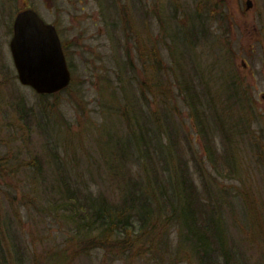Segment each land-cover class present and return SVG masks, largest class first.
I'll list each match as a JSON object with an SVG mask.
<instances>
[{
  "label": "trees",
  "instance_id": "1",
  "mask_svg": "<svg viewBox=\"0 0 264 264\" xmlns=\"http://www.w3.org/2000/svg\"><path fill=\"white\" fill-rule=\"evenodd\" d=\"M103 1L106 4L102 6L103 14L113 15L110 9L118 0ZM120 11L123 10L115 9L120 14L122 35L133 42L143 61L144 52L139 46L142 39L129 32L133 31L128 29L132 19ZM211 15V11L209 14L197 11L191 27L185 25L176 33L169 32L172 36L176 34L174 42L178 40L182 45L180 55L173 54L172 67L166 68L172 80L169 77L165 79L167 82L161 80L158 48L152 45L148 54L159 70L151 68L154 74L148 75L145 69L144 79L133 87V98L126 95L128 91L123 85L125 102L115 112L125 124L123 133L116 135L115 140L101 133L96 142L108 170V177L102 179L103 183L110 182L108 187L98 183V188L93 189L92 179L72 167L79 164L81 156H88L87 152L78 156L73 150L70 155L65 150L61 157L52 144L49 146L55 169L52 173L46 175L39 158L22 165L27 169L23 176L28 183L21 188L22 201L18 204L61 222L72 231L70 238L75 244L68 256L47 257L33 264H72L75 255H86L97 248H103L113 258L127 257L130 264H178L185 260L189 264H241L231 242L228 213L239 212L234 199L241 196L240 215L248 222L254 220L256 215L247 206L251 194L237 188V196L232 195L231 199L220 179L233 177L246 182L250 176L253 167L245 166L240 152L251 127L247 111L252 103L248 89L237 82L233 69L228 73L222 69L223 76L217 74L219 57L205 62L191 55L196 50L192 38L198 46L201 36L207 35L206 24ZM190 37L192 44L188 46L186 41ZM120 39L116 36L117 43ZM225 54L220 53L222 61ZM134 69L130 59L122 61L117 71L119 81L129 85L135 80ZM179 102L188 111L191 131L179 118L182 115ZM42 113L34 107L23 111L30 120L37 119L38 125L43 123ZM1 133L2 129L0 136ZM9 133L16 134L10 129ZM250 144L256 147L249 151L253 159L257 157L255 166L262 174L264 141L251 140ZM7 156H0V178L4 180L0 189L8 200L17 202L16 191L5 181V176H19L14 164L17 156L9 155L14 160L11 165L7 164ZM89 175L93 178L91 172ZM13 220L0 216V264H27L22 246L15 242L19 230L14 229Z\"/></svg>",
  "mask_w": 264,
  "mask_h": 264
},
{
  "label": "rangeland",
  "instance_id": "2",
  "mask_svg": "<svg viewBox=\"0 0 264 264\" xmlns=\"http://www.w3.org/2000/svg\"><path fill=\"white\" fill-rule=\"evenodd\" d=\"M247 1L118 0L116 6L110 9L113 15L106 17L103 14V7L106 5L103 0H0V156H17L14 164L19 171V176L14 178L5 176V181L19 198L16 199L17 202L10 198L8 200L6 193L0 189V216L14 219V229L19 230L15 242L22 246L27 264L47 257L54 259L57 256H68L75 244L70 238L72 231L61 225V222L52 221L51 216H43L34 208L27 209L18 204L22 201L21 188L28 183L26 176H23L27 169L22 165L33 159L38 161L39 158L47 175L55 170L51 165L53 157L49 146L52 144L59 150L61 157L65 150L69 151V155L73 150L78 156L87 152L88 156H81L79 164L72 167L84 171L87 178L92 179L93 189L98 188V183L108 187L110 182L106 184L102 181L108 177V170L96 142L101 133L106 138L109 135L114 138L123 133L125 124L115 114L125 102L123 85L128 91L126 95L133 98V87H138L139 81L144 79L145 69L147 68L148 75L154 74L151 68L159 70L160 67L151 62L148 54L152 45L158 48L161 80L167 82V77L172 80L173 77L167 73L166 68L172 67L173 54L180 55L182 45L178 40L174 42L176 34L172 36L169 32L176 33L185 25L191 27L195 23L192 21L193 17L200 10L212 13L210 19L205 16L207 21L209 19L206 24L207 35L201 36L198 46L195 38H192V46L196 50L192 54L188 52L186 56L191 54L205 62L219 57L221 61L217 74L223 76L222 69L226 73L233 69L237 82L248 89L251 97L252 105L247 111L251 117V127L241 145L240 153L245 166L252 165L253 168L249 171L250 176L246 177V182L233 177H223L220 182L227 188L230 196H237V188L239 192L243 189L251 194L247 206L252 207L256 218L250 221L252 224L246 218L243 220L240 215L242 197L234 199L232 196L239 212L234 215L228 213L229 233L239 263L264 264V173L261 174L257 169V157L253 159V153L249 151L256 149L250 144L251 140L264 141V0H252L251 7H248ZM27 7L36 9L46 21L55 23L62 38L72 80L67 89L56 94H39L32 87L22 84L18 78L10 41L15 16L18 11ZM115 9L123 10L132 19L133 24L128 29L132 28L133 31L129 32L143 40V44L139 40L140 50L144 52L143 61L133 42L122 35L120 14ZM116 36L121 38L120 43H117ZM186 43L188 46L192 44L191 37ZM221 52L226 53L223 61ZM127 58L135 67L132 72L135 80L130 81L129 85L128 82L124 84L119 81L121 77L117 72L119 64ZM178 104L182 107L179 118L186 123L188 131H191L188 111L182 106L183 102ZM24 105L43 112L42 125H38L37 119L30 120L29 116L23 115L26 109ZM9 129L16 134L9 133ZM109 145L108 141L106 150H109ZM256 155L259 156V153ZM13 162L9 158L7 164L11 165ZM90 172L93 178L90 177ZM2 182L3 177L0 178V184ZM171 239L175 241L173 235ZM74 258L72 264H130L127 257L113 258L103 248L93 249L86 255L80 253ZM178 264L189 263L185 260Z\"/></svg>",
  "mask_w": 264,
  "mask_h": 264
},
{
  "label": "water",
  "instance_id": "3",
  "mask_svg": "<svg viewBox=\"0 0 264 264\" xmlns=\"http://www.w3.org/2000/svg\"><path fill=\"white\" fill-rule=\"evenodd\" d=\"M248 7L252 0H248ZM18 78L39 94H53L69 86L72 80L61 37L55 24L27 7L17 12L10 41Z\"/></svg>",
  "mask_w": 264,
  "mask_h": 264
},
{
  "label": "flooded vegetation",
  "instance_id": "4",
  "mask_svg": "<svg viewBox=\"0 0 264 264\" xmlns=\"http://www.w3.org/2000/svg\"><path fill=\"white\" fill-rule=\"evenodd\" d=\"M48 22V21H47ZM52 23V22H51ZM53 24H55V23H53ZM56 25V24H55ZM57 27V26H56ZM57 30H58V28H57ZM58 32H59V30H58ZM60 35V34H59ZM61 37V36H60ZM62 39V38H61ZM62 44H63V42H62ZM63 47H64V45H63ZM64 50H65V48H64Z\"/></svg>",
  "mask_w": 264,
  "mask_h": 264
}]
</instances>
